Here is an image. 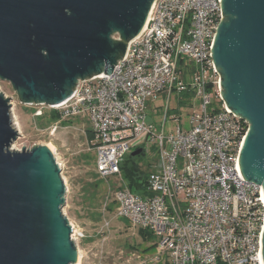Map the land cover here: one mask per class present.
Segmentation results:
<instances>
[{"label":"built area","instance_id":"2783aa9c","mask_svg":"<svg viewBox=\"0 0 264 264\" xmlns=\"http://www.w3.org/2000/svg\"><path fill=\"white\" fill-rule=\"evenodd\" d=\"M221 2L155 0L145 31L109 76L78 80L64 104L27 105L35 118H86L103 179L121 176L132 150L156 145L147 194L122 184L111 203L116 216L155 237V264H260L261 185L242 180L237 169L249 124L226 111L212 60V41L225 18ZM182 76L192 77L200 109L187 130L158 133L147 120L146 103L188 84L179 83Z\"/></svg>","mask_w":264,"mask_h":264},{"label":"water","instance_id":"95a60500","mask_svg":"<svg viewBox=\"0 0 264 264\" xmlns=\"http://www.w3.org/2000/svg\"><path fill=\"white\" fill-rule=\"evenodd\" d=\"M155 0H0V80L21 104H64L78 80L109 76L150 20ZM212 41L225 109L245 119L242 180L260 184L264 206V0H222ZM119 40H112L113 35ZM18 136L0 93V264H74L62 214L61 170L45 146L10 151ZM142 149L130 155L141 154ZM258 260L264 264V215Z\"/></svg>","mask_w":264,"mask_h":264},{"label":"rangeland","instance_id":"374dc122","mask_svg":"<svg viewBox=\"0 0 264 264\" xmlns=\"http://www.w3.org/2000/svg\"><path fill=\"white\" fill-rule=\"evenodd\" d=\"M112 40H119V36L113 35ZM187 86L183 85L184 88ZM188 92H191L189 87ZM0 93L11 104V120L18 132L10 151H21L23 146L25 150H31L34 145L54 146L53 158L65 186L61 210L71 226V238L80 256L79 262L74 264H155L152 261L155 251L150 249L153 243L144 241L137 227L116 216L112 197L130 180L123 173L107 179L98 176L91 149L94 141L90 145L86 137L87 132H92L90 122L86 118L73 117L63 125L58 119L52 120L50 113L35 118L34 107L21 104L11 85L2 80ZM199 109L194 92L188 95L177 90L159 94L146 103L147 120L158 133L166 135L178 126L187 130L190 115ZM172 110H176L175 115ZM173 116L176 119H171ZM53 126L56 128L51 133ZM157 155L156 145L147 142L143 153L131 156L127 166L145 171L157 161Z\"/></svg>","mask_w":264,"mask_h":264},{"label":"trees","instance_id":"16d2710c","mask_svg":"<svg viewBox=\"0 0 264 264\" xmlns=\"http://www.w3.org/2000/svg\"><path fill=\"white\" fill-rule=\"evenodd\" d=\"M189 70H191V69L189 68ZM192 82H193L192 77L187 80V78L185 76H182V78L179 80V83L180 84L188 83L187 88H184V87H182L180 85L179 89L173 88L172 91L177 90V91L180 92V94H188V95L192 94L194 92L193 91V86H191ZM188 87L191 90V92H188ZM175 111L176 110H172V114L173 115L176 114ZM50 117H51L52 120H57L58 119L57 116L55 114H53V113H50ZM171 119H176V117L173 116V117H171ZM62 124L66 125V124H68V121H63ZM86 137L88 139L89 144L91 145V141L93 140L92 132H87L86 133ZM92 146L93 145H91V148H92ZM129 161H131V155H129V157L127 156L125 158L124 162L121 165V174L122 173L125 174V176L130 180V183H128L126 185H127V187L129 188V190L131 192L139 194V195H146L147 194L146 193V179H147V176H148V174L150 172L149 169L151 168V164L149 165L147 170L142 171V170L137 169V167H135V166H132V167L129 168L127 166ZM110 209L111 208L108 207V210H110ZM138 234L141 236V238L144 241L153 243V246L150 247V249L154 248L156 240H155V237L150 232H148L146 230H143V229H138ZM218 264H222V263H218Z\"/></svg>","mask_w":264,"mask_h":264},{"label":"bare ground","instance_id":"6f19581e","mask_svg":"<svg viewBox=\"0 0 264 264\" xmlns=\"http://www.w3.org/2000/svg\"><path fill=\"white\" fill-rule=\"evenodd\" d=\"M47 149H48V151L51 153V155L53 156V154H54V146L53 145H51V144H49V145H46L45 146ZM77 262H79V260H80V256H79V253H77Z\"/></svg>","mask_w":264,"mask_h":264},{"label":"crops","instance_id":"0c3cea01","mask_svg":"<svg viewBox=\"0 0 264 264\" xmlns=\"http://www.w3.org/2000/svg\"><path fill=\"white\" fill-rule=\"evenodd\" d=\"M92 145H93V144H92ZM140 148H141V149H142V151H143V147H140ZM150 170H151V168H150ZM150 170H149V171H150Z\"/></svg>","mask_w":264,"mask_h":264}]
</instances>
